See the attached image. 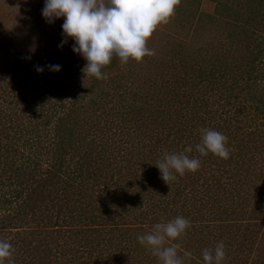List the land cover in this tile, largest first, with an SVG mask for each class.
<instances>
[{
    "label": "rangeland",
    "instance_id": "rangeland-1",
    "mask_svg": "<svg viewBox=\"0 0 264 264\" xmlns=\"http://www.w3.org/2000/svg\"><path fill=\"white\" fill-rule=\"evenodd\" d=\"M224 6H229L228 0H180L175 8V14L169 22L159 26L147 43V47L155 50L156 54L151 57H144L141 62L129 60L127 64H121L119 59H115L116 64L109 69L111 71H105L109 78L104 79V83L107 85L109 79L111 81L112 79L116 80L124 75L128 80L133 78L137 86H142L139 88L146 90L149 89L148 84L152 81L158 85L168 80L171 82L168 86L173 84V93L180 94L183 90V80L189 81L188 79L192 78V83L195 84L199 80L198 74H206L205 76L208 77L209 75L213 76L212 73H214L217 76L218 69H224L225 63L244 70L251 64L248 60L246 62V53L241 48L238 49L237 39L234 38L236 42L228 41L235 20L228 18L227 15L233 14L234 10L224 11ZM43 7L44 0H0V109H5L11 114L15 112L14 115L17 119H21L23 122H26L27 119L33 121L36 117L38 120L36 119L35 122H43V126H40L38 131L31 130L36 126L35 122L29 124V130L32 131V134L26 137L29 139L28 145H24L23 142L18 144L11 142L13 134L2 127L0 130V153L2 154L5 150L4 155L8 157L6 163L8 162L9 166L10 160L30 159L31 172L34 170V180H30L31 189H34L37 183L41 182L40 180L48 178H53V182L57 183L54 188L46 187V190L50 192L48 199L53 200L48 208H54V214L52 209L49 214H46L47 217L51 214L55 216L56 212L61 216H68L69 211H72V216H75L77 212L82 214L83 212H91L100 218L101 211H106L110 215H112V211L119 212L120 218L117 219L119 222H122L121 218L129 216L127 221H123L125 225L121 227L126 232L130 242L126 251L120 252V249H116L118 247L116 243L114 244L117 247L109 245L106 234L99 232L101 228H97L96 231L93 230L95 228L93 226L98 225L88 221L83 224L76 222L72 226L66 227L62 225V228L59 226L52 228L49 223L47 226L42 223L39 224L40 227H36L34 220L36 218L38 221L42 220L40 211L32 215L25 225L23 224L22 228H26V230L22 229V231L26 232L18 233L14 238L15 241L17 239L27 240L26 238L30 239L29 237L32 236L34 239L36 238L34 240L35 245L46 244L54 256L52 259L51 255L50 261L57 262V255L54 253L61 245L74 248L81 255L80 253L84 248L80 249L81 245L85 243L90 245L91 240L100 242L102 245L106 240L98 248V251L92 254V258L87 260L80 258L74 264L81 261H84L85 264H152L153 262V264H159L158 258L154 257L146 247L140 245L137 236L152 231L155 225L152 223L155 215L161 214L162 217L159 218L164 223L181 215L188 220L191 219L190 232H193L197 227L198 232L194 235L188 233L187 244L179 241L180 238L168 243L169 245H179L178 254L184 257V264H203V250L205 248L214 250L219 243L216 232L218 223L212 222L217 211L213 210L221 206L219 199L225 202L231 200L229 199L230 195H228L231 192L228 188L230 181L233 185L236 184L235 181L238 184L243 182L246 195L233 200L235 203L231 206L236 209V214L240 216H229L231 220L228 221L229 224L232 225L233 223L236 226L240 224L239 231L241 234L244 231L241 226L245 229L248 224H259L264 217V117L256 115L251 108L243 109L240 106H233L235 105L233 100L236 101L238 94H240L239 91H235L232 98L229 97V105H224L225 100L219 101L215 96V91L208 93L207 83L194 85H197L196 88L194 87V94L200 93L201 90L209 94L208 96L205 94L201 104L203 106L206 104L205 109L208 111L204 116L207 118V122L211 121L212 127H220V132L228 138L226 147L230 156L228 159H222L211 153L210 159L206 161V157L200 156L195 149V145L201 141H188L186 139L182 142L184 145L178 147L180 153L184 152L190 158H198L201 161V166L195 173L186 172L182 177L177 175V179L170 182L169 185L160 178L161 174L155 165L165 153H173L174 150L165 152L164 147L177 143L175 139L177 140L179 135L175 128L180 127V125H175V128L170 131L162 128L160 130L157 126L158 123L151 121L152 124H150L149 118L143 119L145 118L143 115L138 118L135 117L134 121L122 122L113 109V103L119 101L117 98L115 102L107 105L106 112L108 115L100 117L105 119L108 129V135L105 139L112 141L113 144L117 143L113 157L120 162V165L117 162L113 163V166L109 164L108 160L112 159V155L107 154L105 155L107 162L104 161L102 164L109 166V168L101 171L100 174H91V168L87 171L83 166L82 159L85 160L86 158V155L82 153L84 150H76V144L74 147L66 144L63 149H60L59 143H56L53 137V129L56 126L54 122H56L59 111L60 116H66V110L63 112L58 109L59 107H54V109L47 111L51 106L49 102L56 103L57 101L48 92L54 87L53 91L59 97L65 95L71 100H75L83 94V86H86V82L92 77L85 76L82 72L86 61L72 51L74 41L71 38L63 37L68 40V43L64 44L62 48L58 47L62 41L61 25L64 18L57 19L52 24L46 23L42 17ZM228 8L232 7L229 6ZM245 18V15H239L236 21L239 24V20ZM239 25H241L240 27L243 26L242 23ZM234 30L236 32L238 29ZM253 31L256 35V30L252 28L247 31V34L251 36ZM30 48L35 49L34 54L29 51ZM235 50L237 51L232 55L234 62H218L222 54ZM29 56L31 58L27 59ZM37 65L44 67L42 73H37L35 70ZM47 65H60L61 70L59 72L50 71L46 67ZM239 69H234V80L238 78ZM60 81L63 82L64 87H60L58 84ZM229 85L230 83H226V87ZM4 87L7 92L16 88L17 91L11 93L12 98L10 94L3 96ZM240 87L244 88L242 81H238L237 88ZM168 90L171 92V89ZM7 98L17 106L16 111L8 110L3 106ZM89 99L90 97L87 95L84 100L86 102ZM215 100L218 104H213ZM188 101L190 100L184 99L186 104ZM85 102L82 101V104L88 108ZM28 104L29 108L27 107ZM77 106L82 105L77 104ZM86 108H82L78 116H87L86 113L89 112L86 111ZM143 108L146 109L147 107L143 105ZM171 110L176 113L178 108L174 107ZM89 111L92 113L91 110ZM162 113L164 114V112ZM48 117L51 118V124L45 126L44 122L48 124ZM144 121H146V126L138 127ZM120 128L124 129L123 133L119 130ZM86 131L91 132L92 136L89 137L94 138L92 128L91 131L89 128ZM143 136L153 138L152 142L155 148L151 156L145 157L140 151L142 149H139V140L147 144L151 141L142 139ZM11 146L13 150L18 148L14 154L10 149ZM245 146L251 147L247 149ZM189 147L192 148V151L185 152V149ZM7 151H10L11 154L7 155ZM88 156L90 159L95 158L92 154ZM59 158L63 159L61 166L58 165ZM137 162H143V164L141 166L135 165L134 170L130 168L133 166L132 163ZM81 166L82 170L80 169ZM11 168H7L5 175L0 174V194L10 190L7 184L10 183L9 179L14 176L10 171ZM129 175L131 176L129 177ZM204 180L205 186H203ZM3 184L6 185L2 186ZM184 184L185 189L188 188V190L183 193V199L177 200L175 197ZM117 185H119V191L122 190L120 187H124L119 195V192L115 193ZM206 187L207 189L204 191ZM14 188L16 189L15 192L25 190L16 186L11 189ZM198 191L200 194L203 192V195H197ZM107 192L109 196L106 194ZM23 195L25 193H22ZM244 197L245 200H243ZM17 205L20 206L21 204L13 203L11 206L16 208ZM210 205L213 207V212L208 211ZM12 207L9 210L14 209ZM40 207L39 210L42 209ZM6 214H8L7 211L0 212V221L5 218ZM102 219L110 221L109 217ZM254 229L259 228L256 229L255 227ZM63 231H66L65 234ZM14 232H19V230ZM14 232L12 234H15ZM38 233H40L39 236H37ZM255 233L251 235V244L254 242L253 247L258 251L251 247V253H246L248 257H244L245 254L240 253L236 258V264H243L241 261L243 259L248 260L247 264H253L255 256L259 257L260 264H264V236L260 237ZM75 234L77 235L76 240ZM221 235H224L223 241L229 239V235L226 233ZM0 239L6 240L2 235H0ZM241 240L242 237L239 236L238 241L233 242L231 247L237 249V244ZM7 241L10 242L9 239ZM230 242L232 241L228 243ZM204 243L207 244L203 245ZM38 250H42V247ZM228 251H230V247L225 246V253ZM184 253L190 255L185 257ZM25 255L23 250H19L17 258L20 256L24 259ZM66 257L71 258L70 255ZM30 264H45V261L34 260L30 261ZM223 264H231L227 254Z\"/></svg>",
    "mask_w": 264,
    "mask_h": 264
},
{
    "label": "trees",
    "instance_id": "trees-1",
    "mask_svg": "<svg viewBox=\"0 0 264 264\" xmlns=\"http://www.w3.org/2000/svg\"><path fill=\"white\" fill-rule=\"evenodd\" d=\"M228 5L232 8H228L227 6H224V11L226 10H234L233 14L227 15L228 18H232L235 20V24H233L232 32L229 34L231 37H229L228 41L232 42L235 41L234 38L237 39L238 42L237 45L238 49L241 48L243 52L246 53V62L247 60L250 62L251 65H249L247 68H244V70H240L239 67H235L232 65H227L225 63L224 69H218V75L216 76L214 73L213 76H205L206 74H198L199 80L195 82V84H206L208 93L216 92L215 96L219 101H224V105H229L228 99L229 97H233L235 94V91H239L240 94H238L234 107L237 106L240 108H251L255 111L256 115H259L261 117H264V0H228ZM235 8V9H234ZM240 11V12H239ZM242 14H239L241 13ZM226 15V14H225ZM239 15H245L246 18L243 20H239V24L242 23L243 26L238 24L236 20H238ZM222 17V15L220 14ZM227 20V19H225ZM252 28L256 30V35L254 31L252 32L251 36L247 34V31ZM234 29H238L235 30ZM240 30V31H239ZM254 33V34H253ZM237 50L231 52L228 51L225 54H222L220 60L218 62H234L233 54ZM113 58L109 65L105 66L102 69V72L105 73V71L111 69L115 66L116 62ZM216 61V60H215ZM258 66V67H256ZM233 67V68H231ZM234 69L238 70V78L234 80ZM111 71V70H109ZM216 71V70H215ZM132 73V72H130ZM129 73V74H130ZM201 73V72H200ZM8 76V75H7ZM54 76V75H53ZM107 78H109L107 76ZM118 79V80H117ZM116 80L112 81L109 79V83L106 85L103 80H97L96 78L92 77V81L88 80L86 82V86H83V94L79 95L78 98L75 100H71L68 96L66 97L61 96L59 97L58 94H56L52 88L48 92V94H52L53 97L56 98V103H53L52 101L49 102L51 105L47 111L50 109H54V107H59L58 109L62 110L66 113V116H60V111L58 113V116L56 117V122H54V125H56L53 129V137L56 143H59L60 149H63L66 144H69L71 147H74L76 144V150H84V153L86 155L85 160L82 159L84 168L88 171V169L91 168V174L101 173V171L109 168V166L102 164L104 161L107 162V158L105 155L110 154L112 155V159L108 160L109 164L113 166V163H119L117 159H114V149L117 143L113 144L112 141H108L107 138V126L106 121L104 118L100 117L102 115L106 116L108 115L106 112V107L110 103L115 102V99L117 98L119 101L118 103H113V109L117 112L118 118L121 119L122 122L134 121V118H138L140 115H143V119H148L150 124L151 121L153 123H158L157 126H159V129H165L170 131L171 129L175 128V125H180V127H176V132L178 133V139L175 141L174 145L171 146H163L165 149V152L172 151L173 153H180V149H178L179 145H184V142L186 139L188 141L191 140H200L201 141V133L200 129L202 128H208L211 130H215L220 132V127L210 125V122H207V118L204 116L207 114V110L205 109V105H201L204 101L205 94L208 96L206 92H203L201 90L200 93L194 94L193 90L196 88L192 82V78L188 79L189 81L183 80L182 84V92L180 94L173 93L174 87L168 86L171 82L170 81H164L163 84L155 85V82L152 81L150 84H148L149 89H141L137 86L136 83H134L133 78L128 80L124 75L120 76V78H117ZM91 81V83H90ZM238 81H242L243 87L237 88ZM8 84V81H6ZM167 83V85H166ZM226 83H230L228 87H226ZM6 84V85H7ZM60 87H64V84L62 81L58 82ZM113 85V87H111ZM17 86V85H16ZM18 87V86H17ZM195 87V88H194ZM18 89H20L18 87ZM168 89H171V92H169ZM17 91V88L11 92H7L6 88L4 87V95H8L11 93ZM172 96H170V94ZM168 96V97H166ZM90 97L88 101L85 102L84 99L86 97ZM14 96V94H13ZM58 96V98H57ZM195 96V97H193ZM2 97V96H1ZM12 98V96H11ZM120 98V99H119ZM53 99V98H52ZM184 99L190 100L188 101V104L184 102ZM82 101L87 103V107H85L84 104H82ZM5 105H3L6 109H12L16 111V105L14 102L9 101L7 98L5 101ZM217 101L215 100L213 104H216ZM77 104H81L82 106H77ZM218 104V103H217ZM143 105H145L147 108H143ZM189 107H188V106ZM214 106V105H213ZM219 106V105H218ZM232 106V107H233ZM29 108V104L27 105ZM178 108L176 113H173L172 108ZM27 108V109H28ZM82 108H86V111L88 110L89 113L87 116H78L80 110L82 111ZM168 109V111L166 110ZM91 110L92 113L89 111ZM85 111V112H86ZM5 112V113H3ZM84 112V111H83ZM121 112V113H119ZM164 112V114L162 113ZM204 112V114H203ZM15 114V112H14ZM11 114L10 112H7L5 109H0V130L2 127L6 131H10L13 136L11 138V142L14 144H18L23 142L24 145H28L29 139H27V136H30L32 134V131H38L40 126H43V122H35L36 119L34 118L33 121L30 119H27L26 122H23L21 119H17L16 115ZM167 115V116H166ZM175 116V118H173ZM147 117V118H146ZM164 117V118H163ZM219 117V116H218ZM4 118V122H3ZM160 118V119H159ZM38 120V119H37ZM101 121H103V124H101ZM127 121V122H129ZM18 122V123H16ZM35 122L36 126L31 129L29 124ZM146 121L141 122V126L138 127H144L146 126ZM45 126H48L51 124V118L48 117V124L44 122ZM209 125V126H208ZM217 127V128H216ZM94 131L93 136L91 135V132L89 133L87 130ZM121 133H123V128L119 129ZM11 134V135H12ZM1 135V133H0ZM9 135V136H11ZM98 135V136H97ZM8 136V137H9ZM76 137H78V140H76ZM142 139L151 140L148 144L144 143L142 140L138 141L139 149H142V154L146 156H151V154L154 152V144H153V138L149 136H143ZM174 141V140H173ZM187 141V142H188ZM1 142V141H0ZM73 144V146H72ZM163 144V143H162ZM10 146V145H9ZM174 147V148H173ZM251 146H245V148L250 149ZM12 149V153L14 154L18 148H15L13 150L12 146L10 147ZM9 149V150H10ZM65 151V150H64ZM169 152V153H172ZM5 150L0 153V174L5 175L7 173V168H11V173H13L14 176H12L9 180L10 183L7 184L8 188H10V192L8 190L2 192L0 194V212L7 211L8 214H6L5 218L0 221V235L2 237L4 236L6 240L9 239L11 242L12 248L15 250L13 251V255L11 257L12 264H30V261L34 260H43L45 261V264H74L76 260H80V258H86L85 260L92 258V254L98 251V248L102 246L106 240L108 241L109 245L112 247L116 243L118 247L116 249H120L121 251H126L129 245V238H127L126 232L122 229V225H125L123 221H127L126 219L129 216H125L124 218H121L122 222H119L117 219L120 218L119 212H111L112 215L107 214L106 211L100 212V218L97 216H94L91 212H77L75 216H72L73 212L69 211L67 214L68 216H61V214H58L56 212V215L47 217L50 211L53 209L52 213L54 214V208L49 209L48 205L53 202L52 199H48V195L50 194L49 191H47L46 187L54 188L55 184L53 182V178H48L45 180H40L41 182L37 183L35 188L31 189V181L34 180L33 171L31 172V161L27 158L26 160H10V166L8 162L6 163L8 157L4 155ZM10 155L11 152L7 151V155ZM93 155L95 158H89L88 155ZM211 153L208 154L206 157V161L210 159ZM16 156V155H14ZM109 157V156H108ZM58 165L61 166L63 159L59 158ZM93 162V163H92ZM143 162H137L132 163V167L134 166H141ZM8 165V166H7ZM93 165V166H91ZM203 168V167H202ZM10 169V168H9ZM82 170V166L80 167ZM134 170V169H133ZM0 175V177H1ZM132 175V174H131ZM129 175V177L131 176ZM125 180V179H124ZM131 180V178H130ZM129 180V182H130ZM236 184L233 185L230 181L228 188L231 191L228 195L230 201H222L219 199L221 206L219 208H215L213 210V207L210 205L208 211L210 212L217 211L213 218L212 222L218 223V228L216 229V232L218 233V241L219 242H225L224 245L227 247H230V251L226 252L227 257L229 258L231 264H236V258L241 254H245L244 257H248V254L251 253V247L254 249V242L251 244V235L256 232L260 237L264 236V217L259 222V224H248L247 227L244 229L242 226L241 228L245 231L242 232V235L239 231V225H234L232 223L229 224L228 221H231L229 216L237 215L240 216L237 213L236 209L233 208L231 205H233L235 202H233L234 199L240 198L241 196H245V189H244V183L240 182L238 184L237 181H235ZM48 183V185H47ZM196 183V182H195ZM205 183V180L203 182V186ZM6 184H3L2 186H5ZM22 187L20 192H15L16 189L13 190L11 188L13 187ZM119 185L116 186V192L118 195L124 190V187H120L122 190L119 191L118 188ZM30 188V189H29ZM69 189V187H67ZM237 188V190H236ZM115 189V188H113ZM207 187L204 191H206ZM62 191V189H60ZM109 190V189H107ZM188 190V188L185 189V184L182 186V189L180 192L176 195V199L180 200L183 199L182 195L183 193ZM177 191V190H175ZM22 193H25V195L22 196ZM106 194L109 193L107 192ZM197 195L201 196L203 195V192L200 194L198 191ZM112 197V196H110ZM106 198V197H105ZM113 198V197H112ZM173 199V198H172ZM246 198L244 197L243 200ZM201 200V199H200ZM4 201V202H3ZM199 201V200H197ZM212 201V197H211ZM216 201V200H215ZM203 202V201H201ZM15 203H20V206L12 207L11 205ZM31 203L35 204L31 206ZM29 205V206H28ZM41 206V207H40ZM12 207L14 209L9 210V208ZM42 208L39 210L38 208ZM237 208V207H236ZM40 211V214L42 216V220L38 221L36 218L34 221L36 222V227H40L39 224L44 223V226H47L48 223L52 225V228L59 226L62 228L66 226H72L74 223H84L89 222L91 224H96L98 226H93V230L96 231L97 228H101L102 233L106 234V240L103 242L102 245H100V242H95V240H91V244L87 245L86 243L84 245H81L80 249L83 248L81 255L78 254V250L76 251L74 248L60 246V248L56 249L55 255H57V259L55 261H50L51 253L52 251L48 249L45 243H41L39 245L34 244V237H29L30 239L26 238L27 240L23 239H17L16 241H19V243H16L15 237L18 235V233H25L26 228H22V226L25 225V223L30 219L32 215L35 213H38ZM212 211V212H213ZM60 213V212H59ZM159 213L160 210H159ZM182 214V212H181ZM212 214V213H211ZM240 214V213H239ZM64 215V214H63ZM181 216V215H180ZM69 217V219H68ZM109 217L110 221H105L102 218ZM155 219H153L152 223H164L162 219L159 217H162L161 214L159 216L155 215ZM188 220V218H185ZM97 220V221H96ZM117 220V221H115ZM190 224L192 223L191 219H189ZM62 223V224H61ZM98 223V224H97ZM227 223V224H226ZM24 224V225H23ZM226 224V225H225ZM21 225V226H20ZM20 226V227H19ZM190 226L189 228H191ZM223 227V228H222ZM259 228L255 230L254 228ZM189 228L186 230V233L180 237L181 242H185L184 244H187L188 241L187 238L189 237L188 233L191 235H194L196 232H198V227L193 232H190ZM227 228V229H226ZM231 228V229H229ZM15 230H19V232H14ZM15 234H12V233ZM66 231H63V234H65ZM68 233V232H67ZM72 233V232H69ZM227 234L229 235V239L226 241H223V236L221 234ZM55 234V232H54ZM40 233L37 234L39 236ZM72 235V234H71ZM76 234L74 235V238L76 240ZM239 236L242 237V240L240 243L237 244V249H234L231 247V244L233 242H237L239 239ZM50 237V235H49ZM111 239V240H109ZM31 241V242H30ZM229 241H232L228 243ZM207 243H204L205 245ZM251 244V246H250ZM48 245V244H47ZM121 245V246H120ZM20 246V247H19ZM46 246V247H45ZM42 247V250H38ZM19 250H23V252L26 254L24 259L22 257L17 258V253ZM256 251H258L256 249ZM125 254V253H124ZM70 255L71 258H67L66 256ZM52 255V259H53ZM123 261V257H122ZM243 264H247L248 260L243 259L241 260ZM154 263V262H153ZM152 263V264H153ZM5 264H8V261H5ZM78 264H85L84 261L79 262ZM150 264V263H149ZM253 264H260L259 257L255 256L253 259Z\"/></svg>",
    "mask_w": 264,
    "mask_h": 264
},
{
    "label": "clouds",
    "instance_id": "clouds-1",
    "mask_svg": "<svg viewBox=\"0 0 264 264\" xmlns=\"http://www.w3.org/2000/svg\"><path fill=\"white\" fill-rule=\"evenodd\" d=\"M180 0H44L42 17L46 23L64 18L62 48L71 38L74 43L72 51L81 56L86 65L82 69L85 76L97 80L106 79L102 69L109 65L113 58H118L121 64L129 60L141 62L146 56H154L155 50L147 47L153 33L161 25L167 24L175 14V8ZM29 51L34 54L35 49ZM31 56L27 57L30 59ZM50 71L59 72L60 65H47ZM37 73H42L44 67L35 66ZM201 142L195 145L200 156L209 153L228 159L230 152L226 147L228 138L221 132L208 128L200 129ZM186 148L185 152H191ZM160 178L169 185L184 176L186 172L195 173L201 166L198 158H190L184 152L165 153L155 165ZM190 221L182 216L166 223H157L151 232L138 235L141 246L146 247L159 264H184V257L178 254V244H170L186 233ZM14 249L10 242L0 239V264H12ZM184 253V256H189ZM226 258L225 245L221 241L214 250L205 248L202 252L203 264H223Z\"/></svg>",
    "mask_w": 264,
    "mask_h": 264
}]
</instances>
